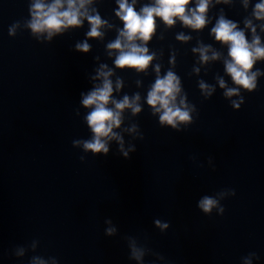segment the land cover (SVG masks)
<instances>
[{"label": "clouds", "instance_id": "1", "mask_svg": "<svg viewBox=\"0 0 264 264\" xmlns=\"http://www.w3.org/2000/svg\"><path fill=\"white\" fill-rule=\"evenodd\" d=\"M92 2L93 0H53L49 4L44 0H34V3L30 5L32 18L27 26L33 34L47 33V39L50 40L65 29L82 26L86 19L90 25L86 36L90 39L102 38L104 34L100 29L111 26L107 24V21L102 20L98 13L89 14L86 6L91 5ZM116 2L118 10L115 15L123 22V28L118 30L116 39L107 44V54L111 57L113 53H116L113 61L116 68L134 69L137 73L146 72L155 58V53L149 54L147 43L156 32L157 18L168 27H172L179 20L185 27L200 30L209 22L207 12L212 4V0H195V6L190 8L192 0H153L152 3L143 5L137 11L136 0H132V3H129V0H116ZM221 2L229 3V0H216V3ZM244 6H248V0H244ZM254 15L258 20L264 19V0L255 4ZM245 26L252 29L251 42L246 38L244 30L238 29L235 22L226 19L223 15L211 28V34L215 39L228 46L230 59L224 61L225 71L232 78L233 83L238 86L237 88H226L225 81L220 78L218 83L221 88H226L224 93L226 97L238 95L239 88L252 91L256 88V77L261 74L259 69L253 72L252 68L257 60H264V46L261 45L259 36L255 34L256 30L251 21L246 20ZM9 31L10 34H14L15 28H10ZM177 39L186 41L190 37L181 33ZM90 47L85 40L77 43L76 50L87 53ZM193 51L199 52L200 60L203 63L220 58V53L212 50L210 45H201L199 48H194ZM210 51L212 52L211 56L208 55ZM194 71L199 72V69H194ZM155 72L157 75L147 91L145 102L151 108V114L158 115V123L161 127L170 126L179 131L181 125L187 126L192 122L191 113L195 111V107L186 102V94L181 95V80L175 72L170 69L161 76L159 65L155 66ZM113 74V69L106 64H101L96 70V75L92 77L93 80H99L100 83L94 85L87 93H81L80 103L84 108L89 109L84 120L92 136L90 139L73 140L72 143L74 147H82L85 153H102L106 156L109 153L110 142L115 140L122 155L125 158H130L129 153L135 151V145H129L125 149L123 136L114 129L121 127L126 109L136 116L142 111L143 105L138 92L131 96L124 94L120 99L113 96V81L110 79ZM139 83L137 81L138 85ZM122 86L123 81L118 77L115 81V91L119 92ZM199 87L205 96H211L214 91L212 86L202 80L199 82ZM178 96L179 101L177 100ZM233 106L238 108L239 104L233 101ZM125 131L130 134H138L143 139V136L139 134V126L135 123ZM80 159L83 161L84 157L81 156ZM198 207L205 214H210L213 208L219 207V201L214 197L204 196L199 200ZM219 212L223 214L224 208L219 207ZM105 223L111 225L112 221L108 219ZM154 224L161 232L169 227L168 222L160 219H155ZM116 232L115 226L105 230L107 236H113ZM130 247L132 248L131 257L138 261L142 260L145 254L144 249L136 247L135 241L131 242ZM250 255L255 256L256 253ZM32 264H46V262L35 257ZM245 264H251V260L246 258Z\"/></svg>", "mask_w": 264, "mask_h": 264}]
</instances>
